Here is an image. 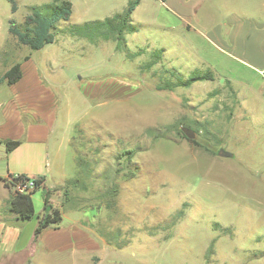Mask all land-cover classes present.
Here are the masks:
<instances>
[{
    "label": "rangeland",
    "instance_id": "rangeland-1",
    "mask_svg": "<svg viewBox=\"0 0 264 264\" xmlns=\"http://www.w3.org/2000/svg\"><path fill=\"white\" fill-rule=\"evenodd\" d=\"M70 1L54 40L32 49L9 28L51 0H0V77L29 59L54 117L42 149L47 186L32 194V219L43 212L44 192L58 188L66 226L98 242L100 264H264L263 72L228 58L153 0L130 15L133 29L117 49L115 39L71 26L106 18L113 1ZM192 74L208 79L177 85ZM99 81L115 86L93 93ZM16 94L0 80V120L19 111L26 124ZM55 257L39 262L70 264Z\"/></svg>",
    "mask_w": 264,
    "mask_h": 264
},
{
    "label": "crops",
    "instance_id": "crops-1",
    "mask_svg": "<svg viewBox=\"0 0 264 264\" xmlns=\"http://www.w3.org/2000/svg\"><path fill=\"white\" fill-rule=\"evenodd\" d=\"M111 1H113L112 10L115 11L110 12L107 17L121 13L131 0H124V4L121 0ZM153 1L157 2L159 8L162 7L175 16L183 26L201 33L228 58L245 63L264 74V0ZM118 5H121L120 10L115 8ZM142 6L145 10H149V0H140L132 13L135 14ZM20 67L21 77L10 85L16 89L17 101L25 104L26 111L23 112V116L27 122L25 124L20 121L19 111H13L11 114L4 112L0 120V159L6 155L9 159L5 168L0 165L3 171L0 172V264H41L39 261L42 257L52 258L54 255L57 262L64 258L69 259L70 264H90V262L100 264L105 250H101L98 242L88 232L75 226L69 229L66 226L68 213L61 211L63 204L53 197V194L58 195L61 192L60 189L55 188L54 193L50 190L47 192L48 203L52 208L58 209L61 220L42 229L36 237L34 229L43 212L35 220L32 219L33 217L22 220L9 209V201L14 191L3 182V179L9 175L43 177L40 188L46 189V173L50 169V160L47 157L45 163L42 149L48 144L54 120L48 108L49 100L46 93H49V90L44 91L41 86L37 87L40 82L37 69L30 64L29 59H26ZM112 86H115L114 81L106 84L99 81L94 84L92 91L94 93L98 89ZM44 92L46 97L42 98L40 94ZM31 107H35L34 112H30ZM6 140L20 142L17 147L7 151ZM30 220L33 221L28 234L25 232L28 224L26 221ZM65 253H68L67 256H63Z\"/></svg>",
    "mask_w": 264,
    "mask_h": 264
},
{
    "label": "trees",
    "instance_id": "trees-1",
    "mask_svg": "<svg viewBox=\"0 0 264 264\" xmlns=\"http://www.w3.org/2000/svg\"><path fill=\"white\" fill-rule=\"evenodd\" d=\"M12 4L13 0H9ZM140 0H131L125 10L121 13L114 14L111 17H106L103 20H90L81 24L71 25L76 31L78 30L82 34H88L89 29L96 30L98 37L104 39H115V48H119V43L123 40V32L126 30H132L133 27L130 23V15L133 12L136 5ZM14 8V5H13ZM72 13V3L70 0H51V2L44 3L39 6L31 7V12L27 15L25 24L19 28L16 25H11L9 30L15 36L19 44H24L32 49H40L46 43H50L54 40V29L56 24L60 20H68ZM163 53V49H158L157 57ZM20 63H15L9 69H7L0 77L1 81H6L7 84L15 83L21 77ZM208 79L207 75H195L192 74L187 80H178L177 85L189 86L192 82L197 80ZM171 85L164 83L161 88H168ZM18 140H6L5 146L7 151H11L19 145ZM126 159L131 160L132 152L124 151ZM29 179L30 177L24 174H18V179ZM34 189L31 191H19L14 189V194L9 201V209L14 212L17 218L26 220L33 217L35 210L32 200V194L35 190L40 188L43 177H32ZM5 186L10 187L3 179ZM61 220L58 209L52 208L48 203V192L44 195V208L42 216L34 229V236L36 237L42 229L50 224H57Z\"/></svg>",
    "mask_w": 264,
    "mask_h": 264
},
{
    "label": "built area",
    "instance_id": "built-area-1",
    "mask_svg": "<svg viewBox=\"0 0 264 264\" xmlns=\"http://www.w3.org/2000/svg\"><path fill=\"white\" fill-rule=\"evenodd\" d=\"M6 182L13 190L16 189L24 192V191H31L34 189L32 177L26 180L22 178L18 179V174H13V175H9L6 178Z\"/></svg>",
    "mask_w": 264,
    "mask_h": 264
},
{
    "label": "water",
    "instance_id": "water-1",
    "mask_svg": "<svg viewBox=\"0 0 264 264\" xmlns=\"http://www.w3.org/2000/svg\"><path fill=\"white\" fill-rule=\"evenodd\" d=\"M181 130H182V132L185 134V136H186L187 138H189V139H192V138H193L194 134H193V132H192L190 129H188V128H186V127H182ZM218 154H219L220 156H224V157L230 155L229 152H227V151H225V150H223V149H220L219 152H218Z\"/></svg>",
    "mask_w": 264,
    "mask_h": 264
}]
</instances>
